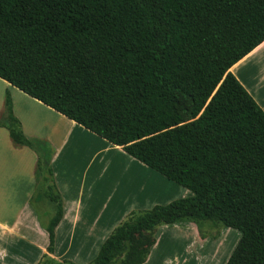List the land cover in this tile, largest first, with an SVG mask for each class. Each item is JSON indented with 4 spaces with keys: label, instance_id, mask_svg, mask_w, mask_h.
<instances>
[{
    "label": "trees",
    "instance_id": "1",
    "mask_svg": "<svg viewBox=\"0 0 264 264\" xmlns=\"http://www.w3.org/2000/svg\"><path fill=\"white\" fill-rule=\"evenodd\" d=\"M263 42L264 0H0V78L192 192L118 226L92 264H144L180 221L239 230L226 264H264V111L230 72ZM6 107L55 206L52 253V150Z\"/></svg>",
    "mask_w": 264,
    "mask_h": 264
},
{
    "label": "crops",
    "instance_id": "2",
    "mask_svg": "<svg viewBox=\"0 0 264 264\" xmlns=\"http://www.w3.org/2000/svg\"><path fill=\"white\" fill-rule=\"evenodd\" d=\"M230 72L264 111V42ZM8 94L25 137L52 150L53 182L63 209L53 254L47 227L55 206L39 193L37 152L17 146L4 126ZM0 123V264H39L45 255L92 264L107 238L131 217L192 195L1 78ZM218 226L203 229L193 221L159 226L144 264H226L241 236Z\"/></svg>",
    "mask_w": 264,
    "mask_h": 264
},
{
    "label": "rangeland",
    "instance_id": "3",
    "mask_svg": "<svg viewBox=\"0 0 264 264\" xmlns=\"http://www.w3.org/2000/svg\"><path fill=\"white\" fill-rule=\"evenodd\" d=\"M156 172V171H155ZM160 174V173H159ZM161 175V174H160ZM40 178V177H39ZM40 181H41V185L39 186V190L40 191H45L47 188V183H45V182H42V178H40L39 179ZM166 181L168 180V179H165ZM171 183H173V184H175V185H177V186H179V187H181V188H184V187H182V186H180V185H178L177 183H175V182H172V181H170ZM185 189V188H184ZM39 191V193H41ZM39 193H37V196H38V194ZM36 197V196H35ZM40 199H41V197H40ZM48 201V200H47ZM49 202V201H48ZM49 206L52 208L53 207V205L49 202ZM53 212H54V210H53ZM214 225H216V223L215 222H212V221H202V224H201V226H202V228L204 229V228H207V226H209V227H214ZM218 225V224H217ZM218 227H222V228H224V226L222 225V224H220V226H218ZM232 229V228H231ZM232 231L235 233V235H239V236H241V232L239 231V230H235V229H232ZM48 251H49V247H48ZM55 252V246H54V251L51 253V252H49V254H53ZM56 260H58L57 258H51V257H49L48 255H45L44 257H43V259H42V261L39 263V264H51V263H53V262H58V261H56Z\"/></svg>",
    "mask_w": 264,
    "mask_h": 264
}]
</instances>
